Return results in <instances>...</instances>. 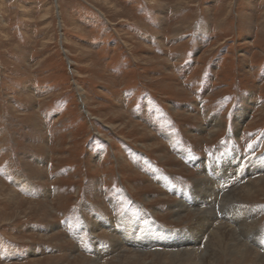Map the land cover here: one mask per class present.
<instances>
[{
	"label": "rangeland",
	"instance_id": "rangeland-1",
	"mask_svg": "<svg viewBox=\"0 0 264 264\" xmlns=\"http://www.w3.org/2000/svg\"><path fill=\"white\" fill-rule=\"evenodd\" d=\"M233 153L261 180L215 212L256 210L255 252L211 233L205 264L264 251V0H0V264H182L150 227H193L173 208ZM123 215L117 249L97 224Z\"/></svg>",
	"mask_w": 264,
	"mask_h": 264
},
{
	"label": "bare ground",
	"instance_id": "bare-ground-1",
	"mask_svg": "<svg viewBox=\"0 0 264 264\" xmlns=\"http://www.w3.org/2000/svg\"><path fill=\"white\" fill-rule=\"evenodd\" d=\"M240 122H241L240 120H237L236 125H238ZM211 123L216 129H218V127L220 126L219 120L217 118L212 119ZM227 159L228 160L225 164L224 161H220V163L218 165H215L214 168H211V164L207 165V168L204 170L206 176L204 178L195 181L192 187L194 193L196 192L199 194V196L197 197L198 200L197 203L187 198L186 194L188 193V191L187 192L185 191L186 193L183 191V195L185 193L184 199L180 201V203L176 204L175 207L173 208V211L177 216V218H180L181 217L180 215H182L183 212L187 211L189 208H193V206L196 205L194 209L196 211L197 217L195 218L196 220L193 227L191 226L188 229H184L182 233L179 232L181 234L180 236L177 235L174 231H167L165 229H162V227L159 228L156 225L150 227L151 229H153L154 233H156L160 238L163 237L164 239H166L168 241V245L173 247L172 248L173 252H171V258L173 259L174 262L181 261L182 264H184L183 262L193 257V253L195 251L200 250L201 264H205V259H206L205 256L208 253L202 252V245H200V243L202 242V240L204 241L208 237V234L211 233H213L216 236L218 235V237L221 239L220 242L218 243L219 245L221 244V247L220 250L217 252H220L221 250L223 251L222 248H225L227 252H229L231 255L237 254L240 258L245 257L247 253L255 252V250H253L244 243V239H241V236L244 235L238 233V229L242 230L247 225H252V226L257 225L258 218L256 217L257 216L256 210L254 209L246 210L245 207V209L242 210L243 213V214L241 213L242 216H240L238 220H236V218H233L235 219L233 220L230 217L222 219L221 216L217 212H215L216 209L215 204L219 203L220 201H223L224 198L226 197L227 198L231 197L233 199L235 198V196H238V194L242 192L249 195L251 192H253L252 189H254L256 184H258V182L261 179H259L257 182L254 180H248L245 183L243 182L244 183L243 184L242 181L244 177L248 175V173L251 176L255 174L256 172V169H254L255 166L246 167V165H243L242 163H240V166L236 165L235 162H238L239 160L238 153L231 154ZM216 166H220L219 170L216 172L215 176L214 175L210 176L211 172L215 170ZM238 182H241V184L239 185L236 184L237 186L236 185L233 186V184ZM235 206L239 210L241 209L240 207H238V205ZM235 206L234 208L236 209ZM232 210H230L231 215H232L231 213ZM235 212L237 213V209ZM113 219H112V223L108 221L100 220V222H98L97 224V227L100 228V226H105L107 229H109L113 237L116 238L117 243H115L114 246L115 247L117 246V249H119V246L122 244V241L119 238L122 237L121 234L122 230L125 232L126 229L128 230V227L132 226L130 220H132L133 218H131L130 215H123L120 217H116L114 221ZM135 225H136L135 226L136 230L133 229L134 227L132 229L130 227L129 229V231L132 230L131 235L133 236L131 238L132 240H142L140 239L139 236L140 235L139 231L141 230L140 228H138V226L141 227V225H138V223H135ZM195 226L196 228H194ZM197 226H200V228H202V231L194 235L197 232ZM119 233L121 236H119ZM189 237L190 238L192 237V240H190ZM196 238H198L200 241H198ZM179 239L180 240L184 239L185 241L183 243L181 242L179 245H175V243L180 241ZM118 243L119 246L116 245ZM141 243L139 241L137 247L138 246L145 247V245ZM190 245H192V247H189ZM176 246L179 247L175 248ZM181 246L183 248H181ZM217 261L218 260H212V264H216ZM97 262L98 260H95L94 263L96 264ZM258 264H264V251L262 252V255L258 259Z\"/></svg>",
	"mask_w": 264,
	"mask_h": 264
}]
</instances>
